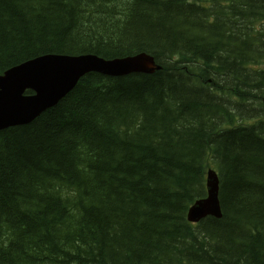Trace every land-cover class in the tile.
I'll return each mask as SVG.
<instances>
[{"label": "trees", "instance_id": "1", "mask_svg": "<svg viewBox=\"0 0 264 264\" xmlns=\"http://www.w3.org/2000/svg\"><path fill=\"white\" fill-rule=\"evenodd\" d=\"M141 52L0 131V264H264V0H0V75ZM210 167L222 216L191 224Z\"/></svg>", "mask_w": 264, "mask_h": 264}, {"label": "water", "instance_id": "2", "mask_svg": "<svg viewBox=\"0 0 264 264\" xmlns=\"http://www.w3.org/2000/svg\"><path fill=\"white\" fill-rule=\"evenodd\" d=\"M160 70L153 57L141 52L123 58L102 59L93 54L74 57H42L17 65L0 75V131L25 125L53 108L88 73L121 77L132 73L153 74ZM33 95L24 97L25 91ZM220 219L218 178L208 170L206 196L188 209L186 219L198 223L206 217Z\"/></svg>", "mask_w": 264, "mask_h": 264}, {"label": "bare ground", "instance_id": "3", "mask_svg": "<svg viewBox=\"0 0 264 264\" xmlns=\"http://www.w3.org/2000/svg\"><path fill=\"white\" fill-rule=\"evenodd\" d=\"M11 69V68H10ZM30 92V91H29ZM31 123V122H30Z\"/></svg>", "mask_w": 264, "mask_h": 264}, {"label": "rangeland", "instance_id": "4", "mask_svg": "<svg viewBox=\"0 0 264 264\" xmlns=\"http://www.w3.org/2000/svg\"><path fill=\"white\" fill-rule=\"evenodd\" d=\"M217 171V170H216Z\"/></svg>", "mask_w": 264, "mask_h": 264}]
</instances>
